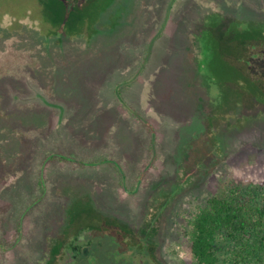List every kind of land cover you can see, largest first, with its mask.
I'll list each match as a JSON object with an SVG mask.
<instances>
[{
  "label": "rangeland",
  "instance_id": "1",
  "mask_svg": "<svg viewBox=\"0 0 264 264\" xmlns=\"http://www.w3.org/2000/svg\"><path fill=\"white\" fill-rule=\"evenodd\" d=\"M0 2V208L38 194L47 211L86 208L107 227L160 210L170 264H197L184 234L197 207L234 187L264 192V53L249 61L248 45L233 69L214 37L235 15L260 28L248 19L264 17L261 0ZM96 230L92 250L125 264L122 239ZM1 241L3 258L16 254ZM219 246L225 264L231 245Z\"/></svg>",
  "mask_w": 264,
  "mask_h": 264
},
{
  "label": "flooded vegetation",
  "instance_id": "2",
  "mask_svg": "<svg viewBox=\"0 0 264 264\" xmlns=\"http://www.w3.org/2000/svg\"><path fill=\"white\" fill-rule=\"evenodd\" d=\"M248 1L250 2L249 6L254 5L253 7L257 8V5H255L252 0ZM85 2L86 1H84L82 4H84ZM261 2L263 3L262 5H264L263 0H261ZM82 4L77 3L74 7H80ZM250 9L252 10V12L256 11L255 8H253V10L252 7H250ZM72 14L69 12L66 17L67 20L63 22L66 24V26L69 25L70 17ZM248 20L251 23L262 22L261 27L258 29L246 30L247 32H243L234 24V30L232 29L231 32L230 30L228 32V34L232 36H229L230 39L227 40L228 45L232 42H236V44L228 47V53H225V55L223 56L227 57L228 64L230 63L233 66V69H235L237 65L241 66V59L244 58V54H246V51L243 52L244 48H250V55L252 56L248 58L249 61L254 60L252 58L254 55L264 53L263 51H261V49L264 48V17ZM214 23L216 24L215 20ZM215 24L214 26H216ZM61 27H64V24H62ZM230 27L231 24L229 28ZM214 33L216 34L215 31ZM257 40L260 41V49L259 45L256 43ZM220 41L221 40H216L218 44L222 45ZM257 50H259V52ZM230 57H233L235 59L232 60L230 59ZM243 62V65H245L246 62L244 61V59ZM220 64H222V61ZM25 199H29V204L23 209L19 222L18 219L16 220L15 218V211L17 209L12 206L13 204L11 201H9L10 206H7L6 208H0V256L2 257L4 255L3 252L6 246V244L1 241L3 240V238L6 239V241L10 242V247L12 248H15L20 244L22 245V243L26 241L24 229L26 224V215L30 210L36 209L38 207V201L37 199H35L34 201H30L29 196H26ZM66 199L68 200V198ZM62 208L63 207L61 206L59 211L60 213H58V211L54 212L55 208H52L51 211H47L44 208L43 210L45 211V213H36V217L33 219L36 232H43V235L41 234L40 238H37L39 244L35 247L33 245L35 249L31 259L35 263L110 264L105 261V259L103 258L104 256L99 257L95 253V251L92 250V247L94 245H90V240L94 239V237L88 235L87 232L90 231L93 233L97 231L96 229H99L100 231H105L104 233L112 234L114 236V239L116 240L118 239V237L122 239L127 250L129 249L126 255H122V260H125V264H128L129 261V264H170L168 258L169 254H166V252L164 251V245L167 242L166 235L168 229L166 228V224L168 222H165L166 219H164V213L160 210H155L151 214H149L148 212L147 214L143 213L144 216H149L150 219H145L140 223L132 225V227L130 225L124 226L117 221H115V223L112 222L111 225H109L110 227H107V224L104 223L100 215L92 211H88L86 208H76L78 210L68 209V212H66V209L63 210ZM68 213L75 214L82 220H78V224H76L75 226H73V222L71 224H67V222L66 224H64L66 220L70 221ZM57 219H59V221H57L56 223ZM49 221L50 224L48 223ZM70 225H72L71 229L69 228ZM11 226H13L14 228L12 229ZM106 248L107 247H103L102 249L105 250ZM5 258L8 261H10L11 259H20L21 261H26V255L16 256L15 254ZM23 264H26V262H24ZM116 264L123 263L122 261H117Z\"/></svg>",
  "mask_w": 264,
  "mask_h": 264
},
{
  "label": "trees",
  "instance_id": "3",
  "mask_svg": "<svg viewBox=\"0 0 264 264\" xmlns=\"http://www.w3.org/2000/svg\"><path fill=\"white\" fill-rule=\"evenodd\" d=\"M214 78L215 81L216 78L220 79L217 75ZM57 155L52 154L50 160L60 157L59 154ZM238 189L239 187L232 188L227 195L212 194L187 220L184 234L190 241L191 251L197 264L221 263L219 254L221 236L231 245L230 256L225 264H264V192L253 191L243 195ZM37 196L38 194H35V199ZM35 199L30 198V201ZM25 200L27 203L22 206L20 203L18 205L12 203L15 208L19 206L15 211L18 222L23 209L29 204V199ZM37 206L26 215L25 221L30 222L31 230L36 229L33 222L36 213H45L43 205ZM23 243L14 248L16 256L28 255L25 250L31 251L34 248L33 245ZM31 252L34 253V250ZM27 261L20 259L8 261L2 257L0 264H23Z\"/></svg>",
  "mask_w": 264,
  "mask_h": 264
},
{
  "label": "crops",
  "instance_id": "4",
  "mask_svg": "<svg viewBox=\"0 0 264 264\" xmlns=\"http://www.w3.org/2000/svg\"><path fill=\"white\" fill-rule=\"evenodd\" d=\"M238 1V0H237ZM240 1V0H239ZM224 2H227L228 4H229V2L232 4V6L235 8V5L237 4V2H235V0H224ZM243 2H244V5L245 4H248V5H250V2L248 1V0H243ZM108 6V5H107ZM117 7V6H116ZM215 10H216V8L214 7V13H215ZM219 13H220V11H218L216 14L217 15H219ZM209 14H211V13H207V15L206 16H209ZM234 19L233 20H231V21H228V22H230V24H231V27L230 28H224L223 30H221L219 27H218V24H217V32H216V34H214V37H216L217 39L216 40H223V37H227V40L228 39H230L229 38V34H228V32H229V30H230V32H231V30L233 29L234 30V24L236 25V27L238 28V26H237V23H236V21H235V19L236 20H245V19H247V18H245V17H238V16H236L235 15V17H233ZM215 24V23H214ZM243 32H246L245 30H242ZM213 37V36H212ZM230 37H232V36H230ZM235 37H237V36H235ZM221 46H223V45H221ZM218 47H220V46H218ZM227 48H224V49H228V45L226 46ZM218 53H221V54H225V53H228V51L227 52H224L223 50H218ZM30 223V222H29ZM28 222L25 224V243H32L33 242V239H34V237H35V235H36V229H33V230H31L30 229V224H29ZM30 233H31V235H30ZM31 236V237H30ZM28 241V242H27ZM35 247V246H34ZM26 251H28V250H25V252ZM31 252V251H30ZM30 252H28V253H30ZM27 253V252H26ZM31 254V253H30ZM26 255V259L28 258V255L27 254H25ZM32 261V260H31Z\"/></svg>",
  "mask_w": 264,
  "mask_h": 264
}]
</instances>
